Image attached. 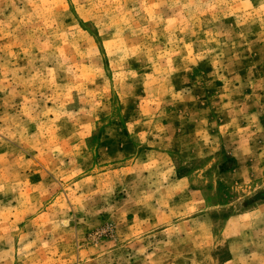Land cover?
Segmentation results:
<instances>
[{
    "label": "rangeland",
    "instance_id": "374dc122",
    "mask_svg": "<svg viewBox=\"0 0 264 264\" xmlns=\"http://www.w3.org/2000/svg\"><path fill=\"white\" fill-rule=\"evenodd\" d=\"M0 264H264V0H0Z\"/></svg>",
    "mask_w": 264,
    "mask_h": 264
}]
</instances>
